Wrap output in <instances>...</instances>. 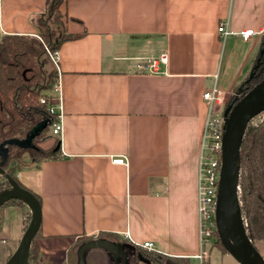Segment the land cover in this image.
<instances>
[{
	"label": "crops",
	"instance_id": "1",
	"mask_svg": "<svg viewBox=\"0 0 264 264\" xmlns=\"http://www.w3.org/2000/svg\"><path fill=\"white\" fill-rule=\"evenodd\" d=\"M52 1L64 15L55 26L81 37L55 50L59 73L50 71L61 88L62 135L42 147L58 142L60 157L17 174L40 198L37 263L78 264L81 241L91 240L142 251L149 242L156 254L198 264L202 94L215 88L226 97L250 75L264 36V0H0V38L37 37L36 22ZM221 24L231 32L224 38ZM245 30L257 34L244 40ZM159 51L168 54L160 74L135 72V58ZM23 233L21 208H5L0 264ZM107 254L88 248L83 262L102 264Z\"/></svg>",
	"mask_w": 264,
	"mask_h": 264
},
{
	"label": "trees",
	"instance_id": "2",
	"mask_svg": "<svg viewBox=\"0 0 264 264\" xmlns=\"http://www.w3.org/2000/svg\"><path fill=\"white\" fill-rule=\"evenodd\" d=\"M63 19L60 2L52 1L45 20L38 19L36 22L38 38L19 35H5L0 38V168L4 172V175L0 174V194L10 188L5 175L26 189L17 179L18 172L25 164L38 166L44 161L60 157L58 142L50 149L37 148L34 142L43 141L46 130L57 120V112L50 110L52 106L45 94L54 83L56 74L52 72L47 78L44 76V64L49 62L44 45L48 46L54 39V34H50L47 29L46 20L51 25L62 26ZM80 37L62 31L51 49L55 51L62 43ZM263 78L264 36L250 75L235 89L245 87L244 93L229 105L235 104ZM42 97L45 99L43 104L40 103ZM42 124L45 126L35 133L34 129ZM238 157L237 199L246 236L254 245L255 241L264 240V111L247 124L242 134ZM32 194L40 203V198ZM10 206L21 208L23 232L30 222L31 213L27 206L21 200L11 198L0 206V234L4 210ZM213 245H218L219 249L225 251L217 231L214 232ZM140 252L148 264H190L187 258H169L151 251ZM27 264H38L33 240Z\"/></svg>",
	"mask_w": 264,
	"mask_h": 264
},
{
	"label": "water",
	"instance_id": "3",
	"mask_svg": "<svg viewBox=\"0 0 264 264\" xmlns=\"http://www.w3.org/2000/svg\"><path fill=\"white\" fill-rule=\"evenodd\" d=\"M251 77V76H250ZM264 86V78L223 112L224 129L221 140V163L216 194L215 227L221 246L238 264H264L254 245L246 236L237 199L239 176L238 149L247 124L264 111V98L256 93ZM45 125L38 126V132ZM0 174L4 175L0 168ZM10 188L0 194V206L11 198L21 200L30 210L31 219L15 251L5 264H27L30 244L40 227L42 213L36 197L5 175ZM88 248H108L107 242L84 244L78 250V264H84L83 253Z\"/></svg>",
	"mask_w": 264,
	"mask_h": 264
},
{
	"label": "built area",
	"instance_id": "4",
	"mask_svg": "<svg viewBox=\"0 0 264 264\" xmlns=\"http://www.w3.org/2000/svg\"><path fill=\"white\" fill-rule=\"evenodd\" d=\"M217 32L224 38L231 34L224 24L217 28ZM257 34L255 30H245L240 32L244 40ZM46 56L49 57L51 64L55 68L58 75L56 53L52 52L48 46L44 45ZM134 64L136 73L139 74H160L161 67L168 62V54L166 51H159L156 54L140 56L135 58ZM51 97L49 100L55 101V104L61 100V88L58 76L50 88ZM202 99L207 107L205 122L200 134L198 169L196 179V212L199 226V244L200 252L194 258L198 260V264H203V249L206 245L211 244L214 240L215 213H216V194L219 179V170L221 163V140L224 129L223 114H216L218 106H224L225 97L215 88L206 90L202 94ZM45 99L40 98L43 104ZM52 112L54 109H50ZM56 112V110H54ZM224 112V111H223ZM51 134L58 138L62 135V124L60 122V114L57 113V120L51 124ZM115 164H124L123 159L113 160ZM142 247L147 251H154L152 243L145 242Z\"/></svg>",
	"mask_w": 264,
	"mask_h": 264
},
{
	"label": "rangeland",
	"instance_id": "5",
	"mask_svg": "<svg viewBox=\"0 0 264 264\" xmlns=\"http://www.w3.org/2000/svg\"><path fill=\"white\" fill-rule=\"evenodd\" d=\"M47 29L50 32V34H54L53 41L51 42V44L48 45V48L52 51L51 47L53 46V44H55V42H57V40L59 39V37L61 35L59 33H61V32L55 25H54V27L48 26ZM38 37L39 36H37V38ZM45 46H47V45H45ZM52 52H55V51H52ZM47 60L50 61L49 57H47ZM134 61L136 62L137 60H134ZM51 69H53V65L51 64V62H47L44 64V76L46 78H47L48 74L51 73L50 72ZM45 81H46V79H45ZM243 90H245V87H240L239 89L235 90L234 92H232L231 94L226 96L225 102H224V104L226 103L225 106L227 107L232 100L241 96L244 93ZM45 94H46V97H51L50 90L47 91ZM51 98H53V96ZM53 100H54V98H53ZM49 101L51 103L52 109L55 110V101L54 102L52 100H49ZM216 114H217V112H216ZM45 133L46 134H45L44 140L50 139L49 137L52 136L51 135V126L48 127V129L46 130ZM43 141H41V142L35 141L34 145L37 148L44 149L42 147ZM31 145H32V143H30V146ZM11 229L14 231V229H15L14 226L11 227ZM88 243H91V240L90 241L82 240L80 244L84 245V244H88ZM213 244H214V240L211 242V244L206 245L204 248L207 252V259L205 260V264H238L230 255L225 254L226 253L225 251L219 249L218 245L214 246ZM110 245H113V247L109 248V249L108 248H99L100 250H103V253H105V254L108 253L107 256H105L104 260H102V264H148L143 259V257L141 256V253H142V252H140L141 250H138V249L134 250L132 248H128L129 247L128 245H124V247H121V246H123L122 243H119L117 241L116 242H110ZM254 247L256 248V250L258 251V253L260 254V256L264 260V240L255 241ZM93 250H96V249H93ZM5 262H6V260H5ZM192 264H196V262H193Z\"/></svg>",
	"mask_w": 264,
	"mask_h": 264
},
{
	"label": "bare ground",
	"instance_id": "6",
	"mask_svg": "<svg viewBox=\"0 0 264 264\" xmlns=\"http://www.w3.org/2000/svg\"><path fill=\"white\" fill-rule=\"evenodd\" d=\"M256 95L259 97V98H264V86L259 89L256 93Z\"/></svg>",
	"mask_w": 264,
	"mask_h": 264
}]
</instances>
